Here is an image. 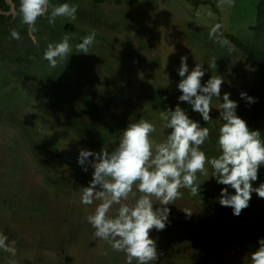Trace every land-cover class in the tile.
<instances>
[{
  "label": "rangeland",
  "instance_id": "374dc122",
  "mask_svg": "<svg viewBox=\"0 0 264 264\" xmlns=\"http://www.w3.org/2000/svg\"><path fill=\"white\" fill-rule=\"evenodd\" d=\"M64 2L78 5L75 20L57 17L50 25L45 15L32 32L21 22L20 0H0V231L17 248L14 257L0 250V264H87V256L108 250L109 244L82 227L88 206L80 203V187L87 186L92 169L85 173L77 165L78 151H111L122 130L139 119L153 122L152 136L163 142L171 130L164 132L160 112L178 103L181 57H187L189 71L204 64L202 84L210 77L223 79L221 95L230 93L237 115L264 140V68L248 54L250 50L253 60L264 54L258 0H50V6ZM216 25L220 27L210 37ZM13 29L20 40L11 38ZM92 31L94 45L87 55L80 54L76 45ZM65 35L69 57L50 67L43 53ZM241 92L256 102L249 104ZM218 103L213 99V120L206 124L186 102H179L209 128L201 150L211 149L210 158L219 153ZM198 179L200 198L192 199L207 213L215 215L221 208L227 215L213 222L205 249L208 255L216 253L217 263H208L250 264L258 238L264 237V198L253 193L249 206L233 216L231 208L217 202L224 185L205 175ZM262 182L264 167L253 186ZM33 245L42 257L31 250ZM52 245L69 253L47 254Z\"/></svg>",
  "mask_w": 264,
  "mask_h": 264
},
{
  "label": "clouds",
  "instance_id": "9594fccd",
  "mask_svg": "<svg viewBox=\"0 0 264 264\" xmlns=\"http://www.w3.org/2000/svg\"><path fill=\"white\" fill-rule=\"evenodd\" d=\"M18 11L21 22L35 32L38 18L45 15L50 25L55 24L57 17L75 20L78 5L64 2L50 6V0H20ZM219 27L213 26L209 36L214 37ZM10 36L14 40L21 39L15 29L10 31ZM69 39L65 35L59 42L48 44L43 59L50 67H56L58 60L69 57ZM95 40L96 33L92 31L82 38L76 49L87 55ZM212 64L215 66L216 61ZM203 65L195 64L189 71L187 57H181L177 69L182 78L176 86L181 93L177 97L178 103L174 109L160 112L164 132L171 130L163 142L153 138L152 134L156 132L153 122L139 119L122 130L119 143L111 151L107 147L99 152L78 151L77 165L85 173L92 169L87 186L80 187V203L96 205L94 213L87 216V223L94 229L97 239L107 242L113 251L125 254L126 264H154L158 253L150 231H162L170 223L168 205L182 197V189L199 196V175L213 177L218 184L227 186L220 189L217 202L231 208L233 216H239L249 206L253 193L264 198V182L258 187L252 183L257 181L259 170L264 167L261 133L250 130L246 121L237 115L238 104L229 98L230 93L221 95L223 79L210 77L206 83H201L205 75ZM240 97L249 104L256 102L244 92ZM213 99L219 102L221 124L216 139L219 155L210 158L201 150L210 138L209 128L192 119L179 102H186L207 124L213 120L210 116ZM130 195L133 202L127 203ZM154 200L159 202L158 205ZM114 205L119 206L115 212ZM257 243L258 248L249 256L250 264H264V237L258 238ZM0 250L12 257L17 252L16 241L9 240L3 231H0ZM11 264L15 262L11 261Z\"/></svg>",
  "mask_w": 264,
  "mask_h": 264
},
{
  "label": "crops",
  "instance_id": "0c3cea01",
  "mask_svg": "<svg viewBox=\"0 0 264 264\" xmlns=\"http://www.w3.org/2000/svg\"><path fill=\"white\" fill-rule=\"evenodd\" d=\"M209 150L211 149H206L204 151L206 155L208 154L207 151ZM211 171L212 170L209 167V175L211 174ZM139 195L140 194L137 193V196ZM192 198L194 197L189 191H187L186 194L183 193L181 198L173 202V205H168V207L171 209V214L169 216L170 223L165 227V229L162 231H156L155 229L150 231V238L156 241L158 253L157 260L154 262V264H202L206 262L217 263L216 253L213 252L208 255V250L205 249V246L211 242V239H209L208 235L211 234L213 224L217 221V217L224 218L227 215H225L226 213H223L221 208L217 210L219 212H216L215 215L209 212L207 213V211L202 207V203L193 200ZM133 199L134 198L130 195L129 201H127V203L133 202ZM95 206V204L88 206V208L84 210V215L87 214L88 216L93 214ZM118 207V205H114L113 212H115ZM184 211L190 212L191 215H186ZM211 215L214 216L213 220V216L211 217ZM82 218L77 217V220L81 221ZM86 222L87 217L83 219L82 227L88 228V231L92 232V235H94V229ZM101 243L102 242H100V244ZM105 244L108 243L105 242ZM33 246L35 247V245ZM106 248L108 249L107 251L100 250L99 254H97L95 258H93L92 255L87 256L86 259L84 258L87 261V264H126L125 254L121 257L120 255H116L120 257L116 258L110 245ZM31 250H34L39 257H42L36 247ZM47 251V254L52 252L53 256H62L63 254L69 253V251L67 252V250H63L59 245H52L51 249ZM71 251L75 253L77 250ZM203 252H205L206 255ZM41 253L44 255V252ZM64 258H66L67 261L70 260L69 256L67 255L64 256ZM201 259H205L207 261L204 262ZM24 263L25 261L22 262V264Z\"/></svg>",
  "mask_w": 264,
  "mask_h": 264
},
{
  "label": "trees",
  "instance_id": "16d2710c",
  "mask_svg": "<svg viewBox=\"0 0 264 264\" xmlns=\"http://www.w3.org/2000/svg\"><path fill=\"white\" fill-rule=\"evenodd\" d=\"M257 16H258V18H262V20H263V23H260L261 24L260 28H261V30H263L264 29V0H258ZM248 54L250 55L251 61L253 63H255L259 67H263L264 68V54H262L261 56L258 55L260 57L257 58V59L255 58L254 60H253V57H252V52L250 50L248 51ZM246 55H247V53H246Z\"/></svg>",
  "mask_w": 264,
  "mask_h": 264
},
{
  "label": "built area",
  "instance_id": "2783aa9c",
  "mask_svg": "<svg viewBox=\"0 0 264 264\" xmlns=\"http://www.w3.org/2000/svg\"><path fill=\"white\" fill-rule=\"evenodd\" d=\"M230 192H233V191H230Z\"/></svg>",
  "mask_w": 264,
  "mask_h": 264
}]
</instances>
